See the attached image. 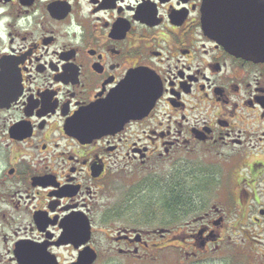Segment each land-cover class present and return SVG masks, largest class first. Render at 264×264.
<instances>
[{"label": "flooded vegetation", "instance_id": "flooded-vegetation-1", "mask_svg": "<svg viewBox=\"0 0 264 264\" xmlns=\"http://www.w3.org/2000/svg\"><path fill=\"white\" fill-rule=\"evenodd\" d=\"M249 37L264 49V0H0V264L162 250L170 231L129 210L161 178L169 201L180 174L199 199L263 194L264 59L238 53ZM210 210L177 240L193 256L220 242Z\"/></svg>", "mask_w": 264, "mask_h": 264}, {"label": "rangeland", "instance_id": "rangeland-1", "mask_svg": "<svg viewBox=\"0 0 264 264\" xmlns=\"http://www.w3.org/2000/svg\"><path fill=\"white\" fill-rule=\"evenodd\" d=\"M187 173V169L182 170V174ZM173 179L176 194L180 191H184L186 194L188 201L185 199L182 205L170 209L173 203L169 201L168 196L164 195V189L167 186L165 178L160 179L164 183H160L157 187L159 194L154 190L145 191L142 189L137 201H133L129 205L131 215H136L137 203H139L138 205L141 203L140 206L146 209V214L142 219L131 220V224L135 227H145L146 225L148 229L170 231L171 234L164 239V248L152 253L143 251L140 254L141 259L134 261L128 259L129 257L116 255L105 257L101 252L97 264H264V220L255 223L253 219L258 218V210L264 206V193L231 198L226 195L215 196L214 193L209 192L203 198L199 195L198 197L202 198L199 199L194 194L190 195L188 188L193 186L189 185L192 182L190 178L187 180L180 174ZM248 190L250 191L249 187ZM156 196H160V204L156 202ZM254 199H257L258 203H255ZM211 207L220 209L224 215L221 226L215 227L220 233V242L216 246L209 245L207 252L199 253V251L193 256L191 248L189 249L186 245L183 246L178 242L186 240L191 229L188 224H191L194 218L202 216ZM155 210L159 215L153 214ZM99 234L101 244L104 245L105 236L101 232ZM199 248L204 250L202 247ZM68 260H63V264H67Z\"/></svg>", "mask_w": 264, "mask_h": 264}, {"label": "water", "instance_id": "water-1", "mask_svg": "<svg viewBox=\"0 0 264 264\" xmlns=\"http://www.w3.org/2000/svg\"><path fill=\"white\" fill-rule=\"evenodd\" d=\"M242 44H243V49H241L238 52L241 54V56H244L249 60L264 59V49L263 48L258 49L257 47H255L256 46L255 41H253L251 37L242 41ZM88 115L95 119L96 124L94 125V128L95 130L99 131L100 124H99V120L97 119L98 112L95 109H93L92 111L88 112ZM95 260L96 258L94 257V255L82 256L81 258H79L78 264H92Z\"/></svg>", "mask_w": 264, "mask_h": 264}, {"label": "trees", "instance_id": "trees-1", "mask_svg": "<svg viewBox=\"0 0 264 264\" xmlns=\"http://www.w3.org/2000/svg\"><path fill=\"white\" fill-rule=\"evenodd\" d=\"M173 199H175L174 201H176V202H174V201L171 200L172 203H173V204H172L173 206H171L170 209L182 205L183 202L185 201V199L187 200V198H186V194H185L184 191H180V193L176 194V197L173 198ZM187 201H188V200H187ZM175 203H176V204H175ZM169 204H171V203H169ZM174 206H175V207H174Z\"/></svg>", "mask_w": 264, "mask_h": 264}]
</instances>
